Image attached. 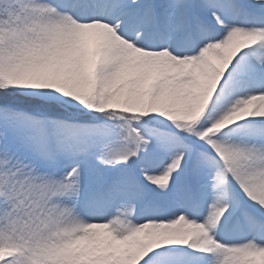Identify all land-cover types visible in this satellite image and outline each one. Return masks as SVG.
I'll return each instance as SVG.
<instances>
[{
    "label": "snow or ice",
    "instance_id": "1",
    "mask_svg": "<svg viewBox=\"0 0 264 264\" xmlns=\"http://www.w3.org/2000/svg\"><path fill=\"white\" fill-rule=\"evenodd\" d=\"M0 264H264V0H0Z\"/></svg>",
    "mask_w": 264,
    "mask_h": 264
}]
</instances>
